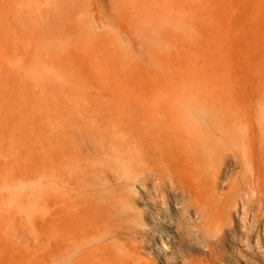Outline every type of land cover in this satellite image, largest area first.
<instances>
[{
	"label": "rangeland",
	"instance_id": "obj_1",
	"mask_svg": "<svg viewBox=\"0 0 264 264\" xmlns=\"http://www.w3.org/2000/svg\"><path fill=\"white\" fill-rule=\"evenodd\" d=\"M244 3L229 16L219 0H0V264H31L30 213L47 191V117L66 95H209L225 109L264 110V36L248 29ZM135 183L117 207L133 208L132 234L159 233L149 210L177 240L173 221L190 217L181 190L166 181L148 200L150 181ZM235 213L217 247L234 264H264L261 240L258 249L255 237L251 249L239 243Z\"/></svg>",
	"mask_w": 264,
	"mask_h": 264
},
{
	"label": "bare ground",
	"instance_id": "obj_2",
	"mask_svg": "<svg viewBox=\"0 0 264 264\" xmlns=\"http://www.w3.org/2000/svg\"><path fill=\"white\" fill-rule=\"evenodd\" d=\"M244 1L248 29L264 36V0ZM219 2L232 16L242 0ZM222 104L209 95H66L47 117V191L30 213L31 264H234L217 247L231 209L243 249L254 237L258 249L264 110ZM145 181L152 186L148 200L166 181L186 199L190 217L173 221L177 240L167 238L169 225L149 210L144 217L159 233L148 240L133 235V208H117L120 199H131L123 193L129 182ZM184 247L194 255L184 257Z\"/></svg>",
	"mask_w": 264,
	"mask_h": 264
}]
</instances>
